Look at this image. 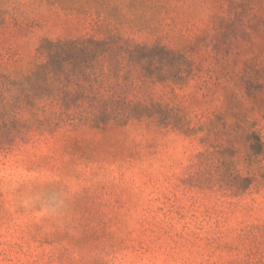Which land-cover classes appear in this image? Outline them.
<instances>
[{
  "label": "rangeland",
  "instance_id": "rangeland-1",
  "mask_svg": "<svg viewBox=\"0 0 264 264\" xmlns=\"http://www.w3.org/2000/svg\"><path fill=\"white\" fill-rule=\"evenodd\" d=\"M109 36L185 56L169 123L48 120L43 40ZM0 264H264V0H0Z\"/></svg>",
  "mask_w": 264,
  "mask_h": 264
},
{
  "label": "trees",
  "instance_id": "trees-1",
  "mask_svg": "<svg viewBox=\"0 0 264 264\" xmlns=\"http://www.w3.org/2000/svg\"><path fill=\"white\" fill-rule=\"evenodd\" d=\"M38 50L45 61L30 80L39 85L43 97L51 100L48 120L106 126L142 118L167 124L175 117L171 109L160 104L130 98L132 92L147 84L143 71L155 64L161 70L176 71L181 78L186 62L181 53L118 36L45 39ZM46 109L36 108L41 112Z\"/></svg>",
  "mask_w": 264,
  "mask_h": 264
}]
</instances>
